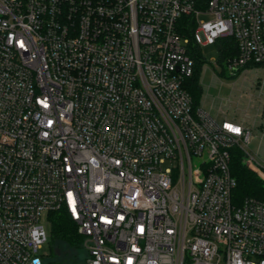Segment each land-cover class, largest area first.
<instances>
[{"label":"built area","instance_id":"2783aa9c","mask_svg":"<svg viewBox=\"0 0 264 264\" xmlns=\"http://www.w3.org/2000/svg\"><path fill=\"white\" fill-rule=\"evenodd\" d=\"M185 16L200 48L236 39L232 76L264 66V0H0V264H47L60 210L82 264H264L231 172L240 148L264 180L256 136L194 105Z\"/></svg>","mask_w":264,"mask_h":264},{"label":"rangeland","instance_id":"374dc122","mask_svg":"<svg viewBox=\"0 0 264 264\" xmlns=\"http://www.w3.org/2000/svg\"><path fill=\"white\" fill-rule=\"evenodd\" d=\"M209 18L208 15L200 16V20ZM201 50L205 57L200 71L201 108L219 119L241 117L245 115V109L250 107L264 108V66L232 76L226 69V63H219L220 51L216 44H204ZM253 133L257 137L246 145V149L264 167V139L261 141L256 131ZM47 230L48 242L39 249L40 254L52 258L65 256L71 258V261L75 259L74 249L60 250L56 247L52 249L50 226ZM76 264H82V259L77 257Z\"/></svg>","mask_w":264,"mask_h":264},{"label":"trees","instance_id":"16d2710c","mask_svg":"<svg viewBox=\"0 0 264 264\" xmlns=\"http://www.w3.org/2000/svg\"><path fill=\"white\" fill-rule=\"evenodd\" d=\"M195 27L196 23L189 16L183 17L179 22V29L184 36L190 39L191 54L196 59L194 73L184 79L183 86L191 94L194 105L198 106L202 95L200 71L205 57L200 46L193 42ZM215 44L220 51V64L226 63L228 58L238 53V44L233 36L218 38ZM244 159L245 153L240 148L232 150L231 172L237 181L234 195L238 201L249 196L264 200V180L245 164ZM50 218L52 249L54 247L60 250L74 249V256L83 260L82 235L78 232L76 222L68 216L65 210L53 212ZM76 258L71 261V258L65 256L52 258L48 255L47 264H76Z\"/></svg>","mask_w":264,"mask_h":264},{"label":"crops","instance_id":"0c3cea01","mask_svg":"<svg viewBox=\"0 0 264 264\" xmlns=\"http://www.w3.org/2000/svg\"><path fill=\"white\" fill-rule=\"evenodd\" d=\"M244 114L245 115L241 117L235 116V119L251 127L253 129V132L256 131L258 133L259 138L262 137L264 139V108L250 107L249 109H245Z\"/></svg>","mask_w":264,"mask_h":264},{"label":"snow or ice","instance_id":"6c2138e0","mask_svg":"<svg viewBox=\"0 0 264 264\" xmlns=\"http://www.w3.org/2000/svg\"><path fill=\"white\" fill-rule=\"evenodd\" d=\"M227 127H231V126H227ZM232 130H233V131H237V132L239 131V129H232Z\"/></svg>","mask_w":264,"mask_h":264}]
</instances>
